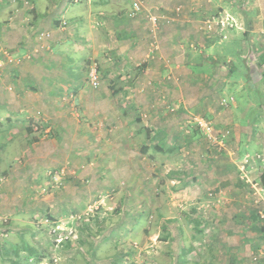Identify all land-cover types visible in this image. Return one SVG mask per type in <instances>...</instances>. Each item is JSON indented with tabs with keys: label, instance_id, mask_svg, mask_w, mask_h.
I'll return each mask as SVG.
<instances>
[{
	"label": "crops",
	"instance_id": "0c3cea01",
	"mask_svg": "<svg viewBox=\"0 0 264 264\" xmlns=\"http://www.w3.org/2000/svg\"><path fill=\"white\" fill-rule=\"evenodd\" d=\"M72 1L68 0L65 4L68 15L57 19L53 11L40 10L48 7V0H31V9H27L23 2L3 6L0 0V46L11 49L6 51L8 58L19 57L41 39L47 40L45 42L50 45L49 50L41 52L33 60L21 58L20 62L6 64L0 72V95L4 94L5 97L3 101L0 99V111L14 116L10 121L0 118V128H5L7 144L8 139L14 137V129L21 127L18 137L21 159L45 158L41 144H57L53 134L64 136V143L78 138L77 146H69L68 155L62 145L60 150L63 157H93L109 163L119 159L120 165L130 175L127 192L121 197L119 205L141 206L142 216L144 211L152 213L153 210L167 209L164 203H159V186L163 188L166 179L178 183L176 189H190L191 203L195 201L196 206H192L188 217L200 238L197 239L198 235L194 232L188 243L181 218L177 215L164 217L168 219L165 222H178L175 232L168 231L170 241L179 239L181 243V239H184L183 242L187 244L178 249V255L175 254L179 263L192 260L193 264H203L199 256L203 253L202 248H205L210 250V253H205L206 264H219L215 257L230 251H235L231 253L238 258L233 260L230 255L223 257L225 263L234 264L237 261L245 264L248 254L245 244L252 242L253 238L259 248L261 242L252 231L256 225L252 213L256 209L250 212L246 210L245 203H250L251 198L246 201V193L243 194L244 189H253L248 180L254 174L245 171L248 180H243L244 184L237 183L235 170L226 165L222 168L214 166V163L210 165V156H204L202 160L198 155L194 156L191 147V152L186 151L183 158H177L175 151L197 137V132L184 127L183 122H187L186 116L195 114L194 110H202V104L209 103L210 94L202 85L194 103L191 97L196 91L194 85L198 79L202 80L204 74L208 80L219 79V64H226L223 67L227 70L224 75L222 71V78L219 79L229 80L223 83L224 86H231V79L242 76L246 80L245 92L241 94L244 98L241 99L246 105L250 102L253 104L252 95H255L258 103L264 104L263 88H259L264 84V42L247 40V30L244 38H229L219 48L220 44L212 36L200 32L198 24L192 21L196 16H203L204 10H207L201 0H191L186 14L183 13L180 18L179 3L182 0H139L140 8L134 15H131V11L136 0H89L90 3L83 1L78 5ZM152 2H159L167 12L165 14L162 10L163 15H159L164 18L156 31L148 24L151 7H158L151 5ZM244 16L245 21H249L248 14L244 13ZM61 19H65L69 25L63 27ZM33 30H51L52 37H38L36 40ZM254 47L258 49L257 54ZM80 53H84L82 57ZM89 64L99 66V85L96 87L89 81ZM8 96L14 97L15 102L11 105ZM75 107L85 114L91 112L89 115L92 118L77 119L72 124L62 123L67 116L62 112ZM206 107L215 112L213 103ZM38 110L57 111L65 117L62 116L60 123L52 115L44 117L43 122L34 123L18 118L26 116L28 111ZM70 126L77 135L72 140L69 139L71 135L65 138ZM37 129L40 130L38 137L31 136L30 133ZM39 137H47V140L40 141L43 139ZM238 141L240 143L242 138L238 137ZM24 143L27 144L25 147ZM168 143L172 146H168ZM38 147L42 154L39 157L35 154ZM52 151L55 153L54 149ZM50 152L46 151V158L56 155ZM220 161L224 162L222 159ZM109 163L98 173L111 174L114 167ZM81 168L78 166L80 173ZM46 169L43 166L29 168L31 174L37 170V175ZM238 172L240 175L241 172ZM187 179L194 185H186ZM33 183L34 180L30 182L31 191H47L46 195L39 198L37 194V197L39 201H44L47 213L51 209V217H59L60 213L62 216L74 214L71 212L73 209L65 212L63 207L82 208L88 205L84 197L70 198L64 190L60 200L53 193L49 194V187L38 189L35 185L38 181ZM209 190H219L222 195L219 197L228 201L216 198L211 204H205ZM169 191L173 197L181 195L173 189ZM253 197L259 202L257 195ZM174 203L182 205L183 202ZM255 206L260 207V204ZM261 217L264 219V216ZM138 219L134 222L138 223ZM263 219V225L259 224L258 227L261 239L264 238ZM226 238L238 240V244L229 246Z\"/></svg>",
	"mask_w": 264,
	"mask_h": 264
},
{
	"label": "rangeland",
	"instance_id": "374dc122",
	"mask_svg": "<svg viewBox=\"0 0 264 264\" xmlns=\"http://www.w3.org/2000/svg\"><path fill=\"white\" fill-rule=\"evenodd\" d=\"M91 1L94 2L95 0ZM201 1L207 10H204L203 16H196V18L194 17L192 19V21L198 24V30L200 32L206 35L208 34L202 29V25L203 21L211 16L219 15L220 13L222 16L229 15L233 17V21H231L234 24L233 26L228 25V27L221 28L215 25L208 34V36H212L214 41H216V37L220 34L224 33L228 36L222 42L217 41L220 44L219 48H222L221 44L229 40V38H244V32L247 30L249 33L245 37L247 40H258L261 44L264 42V0ZM1 2L3 6L11 3L17 5L23 2L27 9L33 7L31 0H1ZM66 2L68 0H48V7H42L40 10L43 9V12H46L49 9L53 11L57 19L62 18L68 15L65 7ZM84 2H89V0ZM84 2L78 3L81 4ZM78 3L75 4L78 5ZM190 3L191 0L180 1V13L182 15L179 18L183 16V13L184 15L186 14ZM151 5L158 6L157 8L151 7L152 14L150 15L156 16V19H154L156 20L155 22L152 17V21H150V15H148V24L152 27L153 31H156L160 29V20L164 18L159 16L163 15L162 10L164 11V6L160 5L159 2H152ZM253 12H256V14ZM164 13L167 14L165 11ZM244 13L248 14V23L244 19ZM142 21L144 22L145 20L143 19ZM50 31H44L49 32L50 36H44L43 38H51L52 33ZM237 31L241 33L238 34ZM150 32L152 33V31ZM41 33L43 32L37 30H33L32 32L36 40L40 37ZM45 41L47 40H39L37 44L34 43L31 45L30 50L19 57L15 55L13 59L8 58V54H6V51H11V49L8 50V48L1 45L0 72H2V69L8 63L20 62L21 58L30 61L41 52L49 50L50 45ZM256 50L258 49L254 47L255 54H257ZM82 54L84 53H80L79 56L82 57ZM252 56H254V53ZM253 63L255 65L257 64L255 61ZM225 65L219 64L217 66V71H219L217 78H222V71L223 75L225 74L224 72L227 70L224 68ZM88 66H90L89 74L92 69H97L99 73L98 65L89 64ZM219 79L210 78L208 80V77L204 74L202 80L198 79L196 81L197 83L194 85L196 91L191 95L193 102L195 103L196 98L199 96V89H202V85H204L206 93L208 92L210 94L209 103L202 104V110H194L195 114L190 115V117H185L187 122H183V126L191 128L193 132H197V137L191 142L189 141L184 145H180L182 148H179L175 153L178 156L177 158H183L186 151L191 152L192 147L194 156L198 155L201 158L210 156L208 160L210 165L214 163L213 165L219 168L226 165L234 169V176L237 183L241 182L244 184L243 180H248L245 171L248 170L247 172L253 173V178L248 180L249 183H252L253 189L246 188L243 191L244 195L246 193V201L251 198L250 203H245L246 210L250 212V210L253 211L256 209L257 214L259 212L264 216V188H262L264 182V104L261 105L258 103L255 95H252L253 104H250V102L246 105L245 101L242 100L244 95L241 94L245 92L244 85L246 80L242 76H235L231 79L232 81L230 82L233 83L231 86L223 85L224 82H229V80ZM207 83L208 86H206ZM261 87L263 88L262 94L264 96V84L259 86L260 90ZM241 97L243 98L241 99ZM4 98V94L0 95L2 101ZM122 99L124 98L122 97ZM8 100L10 105L15 102L13 96H8ZM212 103L216 106L214 113L209 111V107H206ZM254 107L255 109H253ZM85 113L76 107L73 110L72 108L64 110L62 114H65V116L67 114V116L66 121L63 120L62 123L66 124L67 122H71L70 124H72V121H77V119L87 118L89 120L92 118L89 115L91 112ZM48 115L54 116L55 121L59 123L62 116L65 117L57 111L43 112L38 110L36 112L28 111L26 116L18 118L23 119V121L26 120V122L32 121L34 123L45 121L44 117L47 118ZM11 116H7L6 111H0L2 121L6 119L9 121L12 120L14 116ZM199 122L203 124L207 122L212 125V136L214 138L207 136L201 129L202 127L199 125ZM26 126L28 125L26 124ZM71 127H68L65 134V138L71 135L69 137L70 140L77 136L73 133ZM3 129L5 128L1 126L0 264H14V258H18L20 264H193L192 260L179 263L175 254L177 253L178 255V249L181 250L182 246L185 247L187 244L183 242L184 239H181V243L179 239L175 242L170 241V237H167L168 231L173 232L174 230L175 232L178 222H165L168 219L164 218L165 215H177L181 218L180 222L183 223L186 232L185 241L188 243L191 242L189 238L194 232L198 235L197 239L200 238L199 233L192 227L193 224L188 217L191 215L192 206H196L195 201L191 203L190 189H176L178 183H172L170 179H166L163 188L159 186V203H164L167 209L161 207L162 209L160 211L162 214L157 210H153L152 213L144 211V215L142 216L140 215L141 210H143L141 206L119 205L121 197L127 192L129 186L128 178L130 177L127 174L126 168L120 165L119 159H113L109 163L108 161L94 159L93 157L88 159L74 158L73 156L63 157V152L60 150L62 145L64 144L66 155H68L69 146L71 144L77 146L78 138L64 143L62 142L64 136L61 135L58 137V134H53L52 136L58 141L57 144H46V142L41 144L45 158H40L39 160H36L37 158L21 159L20 148L18 147V145H21L18 141L21 127L14 129V137L8 139V144L7 135ZM52 132H54V129ZM48 133L49 131L45 132V134ZM30 134L31 136L38 137L40 130L37 129V131L31 132ZM238 137L242 138L240 143ZM222 138L224 140L220 143ZM39 139H43L40 141H44L47 140V137H39ZM5 145L8 146L6 147ZM26 145V143L23 144L24 147ZM168 146L172 145L168 143ZM53 149L55 153L52 151ZM1 150L3 151L1 152ZM27 150L30 151V149ZM48 150L51 151L50 153L56 155L51 158H46L45 154ZM35 154L38 157L42 155L39 147ZM220 159L224 160V162L220 161ZM202 160L204 159L202 158ZM82 161L84 164H82ZM108 163L114 167L113 172L111 174L98 173L102 172V167L107 166ZM84 165L86 166L84 167ZM30 166H43L47 169L44 173H40V175L36 174L37 170L34 174H31L29 170ZM78 166H82V173L78 171ZM238 170L241 172L240 175ZM255 179L258 180L259 186H261L260 188ZM33 180V184L38 181V184H35L38 186V189L49 187V194L53 193L57 199L61 200L63 191L66 190L65 193L69 194L70 198L75 196L86 198L88 205L82 208L77 206L70 208L63 207L66 209L65 212L68 209H73L71 212L74 214L62 216L60 213L59 217H51L50 215L53 214L50 212L51 209L47 213L44 208V201H39L40 196L46 195L47 191H31L30 182ZM185 181L186 179L183 178V182ZM186 185L191 187L194 184H191L190 179H187ZM68 187L69 190H67ZM169 189L178 191L181 195L173 197ZM191 189H194V187ZM185 192L187 193L186 195ZM219 195H221L219 190L207 191V199L204 200V203L211 204L214 199H221ZM254 195H257L259 202L254 200ZM221 200L228 201V199ZM176 201L183 203L182 205H175L174 202ZM257 204H260V207L256 208L255 205ZM136 218H139L138 223L134 222ZM262 219V217L260 219L258 218L255 221V227H252L253 233L258 235V238L261 240L259 248L256 247L255 243L257 241H254L253 238L251 239L252 242L245 244L248 253L245 264H251L252 261L259 260V258L264 264V238H260V229H258L259 224L263 225ZM168 239L169 241L165 242ZM225 242H228L229 246L238 244V240L229 238H226ZM27 244L35 247L39 253H43L45 258L41 262H36V256L26 259L24 255L27 254L25 247ZM206 251L210 253V250L202 248L203 253L199 256L201 260L203 259V264L207 263L205 257ZM231 252L235 253V251L225 252L223 256L219 254L215 259L219 264H227L223 261V257L227 258L229 255L233 260H237L238 257H234V253ZM236 263L240 264L237 261ZM253 264H256V262ZM258 264H261V262L259 261Z\"/></svg>",
	"mask_w": 264,
	"mask_h": 264
},
{
	"label": "built area",
	"instance_id": "2783aa9c",
	"mask_svg": "<svg viewBox=\"0 0 264 264\" xmlns=\"http://www.w3.org/2000/svg\"><path fill=\"white\" fill-rule=\"evenodd\" d=\"M83 1H88V0H74V2L78 3V2H83ZM140 8V5H139V2H134V9L131 11V15H134ZM151 17L153 19V21L155 22L156 20V16H153V15H150L149 18H150V21L151 20ZM233 21V17L229 16V15H226V16H222V14L220 15H214V16H211L209 18H207L206 20L203 21V25H202V29L206 32V33H210L211 30L213 29V27L215 25H218L219 27L221 28H224V27H228L229 26H233L234 24L231 22ZM63 27H65L67 25V21H62V24H61ZM44 36H50V33L49 32H43L40 34V37H44ZM228 36L226 34H220L219 36L216 37V41H219V42H222L223 40H225ZM90 81H91V84L92 86L96 87L99 85V77H98V71L97 69H92L90 71ZM202 122H199V125L202 127L201 129L207 134L208 137L210 138H214V136H212V133H213V127L211 124L205 122L203 125ZM223 136H225V134H223ZM224 139L222 138L220 143H222ZM57 173V172H56ZM258 183V181H256ZM257 186V184H256ZM258 186H259V183H258ZM261 186H259L260 188ZM263 188V187H262Z\"/></svg>",
	"mask_w": 264,
	"mask_h": 264
},
{
	"label": "trees",
	"instance_id": "16d2710c",
	"mask_svg": "<svg viewBox=\"0 0 264 264\" xmlns=\"http://www.w3.org/2000/svg\"><path fill=\"white\" fill-rule=\"evenodd\" d=\"M252 214H253V218H255L256 220L259 218V216L257 215V212H253ZM259 215H260V213H259ZM260 217H261V215H260ZM25 247L27 250V254H25L24 257L26 259L34 258L36 256V259H37L36 262H41L45 258L43 253H39V251L35 247L30 246L28 244ZM259 261L261 262V264H263L262 260H260V258H259V260L252 261L251 264H253L254 262H256V264H258ZM19 262H20V260L18 258H14V264H20Z\"/></svg>",
	"mask_w": 264,
	"mask_h": 264
}]
</instances>
